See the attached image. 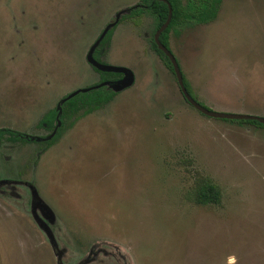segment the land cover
Returning a JSON list of instances; mask_svg holds the SVG:
<instances>
[{"label":"rangeland","instance_id":"rangeland-1","mask_svg":"<svg viewBox=\"0 0 264 264\" xmlns=\"http://www.w3.org/2000/svg\"><path fill=\"white\" fill-rule=\"evenodd\" d=\"M132 1L0 0V129L37 134L96 83L88 53ZM147 18L146 35L127 23L113 37L109 65L131 86L42 154L0 146V264H264V128L187 104ZM171 44L203 106L264 117V0H223ZM206 179L218 204L195 201Z\"/></svg>","mask_w":264,"mask_h":264},{"label":"trees","instance_id":"trees-1","mask_svg":"<svg viewBox=\"0 0 264 264\" xmlns=\"http://www.w3.org/2000/svg\"><path fill=\"white\" fill-rule=\"evenodd\" d=\"M151 6L150 11L155 15L157 24L155 29L161 26L168 16V4L165 2L146 0ZM172 7V21L167 30L160 36V41L167 47L168 46V33L172 30L176 33L185 29L186 27H194L195 25L209 24L216 20L222 0H167ZM155 50L165 60V65L173 72V68L168 58L157 49L153 43ZM93 56V55H92ZM94 59V58H93ZM95 60V59H94ZM96 61V60H95ZM97 62V61H96ZM99 63V62H97ZM102 66H109L103 65ZM96 67V66H95ZM98 68V67H97ZM99 69V68H98ZM100 70V69H99ZM102 75V81L93 86L85 89L78 90L74 93L68 94L61 99L59 104L45 113L43 119L40 121V126L46 123L49 128L53 129V132L47 136L45 147H42L44 151L52 146L56 140L61 136L64 129L71 126L76 119L82 118L95 110L109 104L117 95L112 88L104 83H116L124 78V74L121 72L104 71L100 70ZM122 77V78H120ZM120 78V79H119ZM185 86L192 97L195 94L192 91L190 84L184 76ZM79 109H84L83 113L79 114ZM75 118V120H74ZM237 123H247L259 127H263L257 121L246 120H229ZM41 128V127H40ZM43 140L42 137L35 135H27L22 132L14 131L11 129H0V146L3 142L11 144H27L30 142H36ZM41 147V146H40ZM195 201L199 205L218 204L220 201V191L218 187L210 180L206 179L198 186V191L195 196Z\"/></svg>","mask_w":264,"mask_h":264},{"label":"flooded vegetation","instance_id":"flooded-vegetation-1","mask_svg":"<svg viewBox=\"0 0 264 264\" xmlns=\"http://www.w3.org/2000/svg\"><path fill=\"white\" fill-rule=\"evenodd\" d=\"M154 1H160V2H163V1H161V0H154ZM167 1V0H166ZM166 3V2H165ZM222 3H223V0H222ZM221 6H222V4H221ZM150 5L147 3V1L146 0H133L132 1V3L131 4H129L127 7H125L124 9H122V10H119L118 12H116V14H115V16L112 18V19H110L109 20V22H107L104 26H102L101 28H100V32H98V33H100L98 36H97V38L95 39V41H94V43H93V45H92V47H91V49L96 45V47H95V49H94V52H93V58L97 61V62H99V63H101V64H103V65H109V64H111V63H109L110 62V60H109V55H110V53H111V48H112V44H113V37H114V33H115V31L117 30V28H118V26L119 25H121V24H132V25H135V27H137V28H140V30H141V32H143L145 35H146V31H144V26H145V24L147 23V17H149V18H151L152 19V24H153V29H152V32H151V39H150V44H151V48H152V50L154 51H152L153 52V54L155 53V55L158 57V61L157 60H155V62H163V64L165 65V60L158 54V52L155 50V48H154V46H153V43L156 45V43H155V41H154V36H155V33L160 29V27L166 22V20H167V18H168V16H167V18H166V20H165V22L161 25V26H159L157 29H155V27H156V24H157V19H156V17H155V15L150 11ZM221 9V8H220ZM220 12V11H219ZM168 15H169V7H168ZM219 15V14H218ZM218 17V16H217ZM217 19V18H216ZM171 21H172V19H171ZM214 22V21H213ZM171 23V22H170ZM212 23V22H211ZM211 23H209V24H211ZM204 25H208V24H204ZM169 26H170V24H169ZM168 26V27H169ZM195 26H198V25H195ZM194 26V27H195ZM167 27V28H168ZM189 28H193V27H186L185 29H189ZM167 30V29H166ZM165 30V31H166ZM184 30V29H183ZM183 30H181V31H179L178 33H176V32H174V31H170L169 33H168V46H167V48L168 49H170V51L174 54V52H173V49H172V47H171V43H170V39H171V33H173L174 35H179ZM164 31V32H165ZM163 32V33H164ZM162 33V34H163ZM161 34V35H162ZM160 35V36H161ZM165 46V45H164ZM156 47H157V45H156ZM157 49H158V47H157ZM159 50V49H158ZM91 51V50H90ZM90 51H89V53H90ZM162 52V51H161ZM89 53H88V55H89ZM164 54V53H163ZM165 55V54H164ZM166 56V55H165ZM174 56H175V58L177 59V61H178V58H177V56L174 54ZM167 57V56H166ZM168 58V57H167ZM169 60V59H168ZM87 61L89 62V60H88V58H87ZM169 62H170V60H169ZM179 62V61H178ZM171 63V62H170ZM89 65H90V67L92 68V70L97 74V76H98V80H97V82L96 83H94V84H92V85H88V87H93V86H95V85H97V84H99L101 81H102V75H101V72L102 71H100L97 67H95L92 63H90L89 62ZM112 65V64H111ZM172 65V64H171ZM119 67H122V66H119ZM165 67L171 72V73H173L166 65H165ZM122 68H126V67H122ZM173 68V67H172ZM128 69V68H127ZM173 75H174V73H173ZM175 76V75H174ZM120 78H122V77H120ZM119 78V79H120ZM176 78V77H175ZM176 81H177V79H176ZM177 85H178V83H177ZM178 88H179V86H178ZM83 89H85V88H83ZM79 90H81V89H79ZM78 91V90H77ZM179 91H180V94H181V96L183 97V99L185 100V102L188 104V102L186 101V99L184 98V96L182 95V93H181V90H180V88H179ZM76 92V91H75ZM74 93V92H73ZM68 94H71V93H68ZM68 94H66V95H68ZM190 94V93H189ZM66 95H64L63 97H65ZM117 95H119V93H117ZM117 95H115V97L117 96ZM62 97V98H63ZM115 97H114V99H115ZM61 98V99H62ZM61 99L59 100V102L61 101ZM113 99V100H114ZM112 100V101H113ZM111 101V102H112ZM59 102H58V104H59ZM57 104V105H58ZM108 105V104H107ZM191 106V105H190ZM105 107V106H104ZM104 107H102V108H104ZM101 108V109H102ZM98 110H100V109H98ZM83 111H84V109H79V114H81V113H83ZM95 111H97V110H95ZM95 111H93V112H95ZM92 112V113H93ZM89 114H91V113H89ZM89 114H87V115H89ZM45 115V114H44ZM43 115V116H44ZM86 115V116H87ZM43 119V117L41 118V120ZM41 120H39L36 124H35V130L38 132L37 134H30V135H35V136H38V138L39 137H42L43 138V140H40L39 142L38 141H36V142H30V143H27V144H36V145H38V146H41L40 148V150L41 151H39V154H42V153H44L45 151L42 149V147H45V145H46V141H44V139L47 137V136H49L52 132H53V129H51V128H49V126L46 124V123H43V126H40V121ZM74 120H75V118H74ZM78 120H80V118H78V119H76L75 120V122L76 121H78ZM263 126V125H262ZM41 127V128H40ZM264 128V127H263ZM28 135V134H27ZM59 139V138H58ZM57 139V140H58ZM57 140H56V142H57ZM55 142V143H56ZM54 143V144H55ZM53 144V145H54ZM52 145V146H53ZM51 147V146H50ZM49 147V148H50ZM49 148H47V150L49 149ZM46 150V151H47Z\"/></svg>","mask_w":264,"mask_h":264},{"label":"water","instance_id":"water-1","mask_svg":"<svg viewBox=\"0 0 264 264\" xmlns=\"http://www.w3.org/2000/svg\"><path fill=\"white\" fill-rule=\"evenodd\" d=\"M161 1L166 2L168 4L169 15H168L166 22L155 33L154 41H155L158 49L160 51H162L170 60L172 67H173V73L177 79L178 86L181 90L182 95L184 96V98L188 102V104L191 105L195 110H197L198 112H200L201 114H203L207 117L221 119V120H228V121L229 120L257 121L260 124H262L264 127V117H262V116L251 115V114H237V113H224V114L217 113V112L209 110L208 108L203 106L197 99H195L194 97H192L189 94V92L185 86V83H184V74H183V71L181 69L179 62L175 58L174 54L170 51V49H168L166 46H164V44L160 41V35L169 26L171 19H172V14H173L172 7L168 3V1H166V0H161ZM95 47H96V45L91 49V51L88 55V60L90 63H92L94 66L98 67L100 70L121 72L124 74V78L121 81L116 82V83H111V84L110 83H104L103 85H108L115 92H120V91L128 88L129 86H131L133 84V81H134V79H133L134 75H133L132 71L127 69V68H122V67L118 68V67H112L110 65L109 66L100 65L99 63H97L93 59V56H92Z\"/></svg>","mask_w":264,"mask_h":264},{"label":"crops","instance_id":"crops-1","mask_svg":"<svg viewBox=\"0 0 264 264\" xmlns=\"http://www.w3.org/2000/svg\"><path fill=\"white\" fill-rule=\"evenodd\" d=\"M170 43H171V39H170ZM171 47H172V49H173V46H172V44H171ZM174 51H175V49H173ZM176 52V51H175Z\"/></svg>","mask_w":264,"mask_h":264},{"label":"bare ground","instance_id":"bare-ground-1","mask_svg":"<svg viewBox=\"0 0 264 264\" xmlns=\"http://www.w3.org/2000/svg\"><path fill=\"white\" fill-rule=\"evenodd\" d=\"M232 262H233V260H232Z\"/></svg>","mask_w":264,"mask_h":264}]
</instances>
